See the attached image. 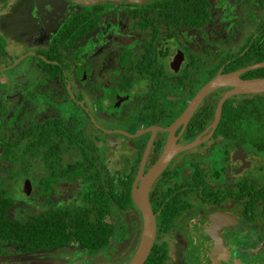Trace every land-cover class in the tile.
Segmentation results:
<instances>
[{
  "label": "flooded vegetation",
  "instance_id": "1",
  "mask_svg": "<svg viewBox=\"0 0 264 264\" xmlns=\"http://www.w3.org/2000/svg\"><path fill=\"white\" fill-rule=\"evenodd\" d=\"M6 1L13 9L19 1L35 2L46 11L48 28L32 54H8L0 43V175L37 165L38 177H52L49 198L56 203L54 182L58 188L77 180L81 187L79 175H64L74 166L87 174L102 168L109 178L134 172L131 190L138 171L145 175L162 160L146 193L162 263H262L264 195L257 185L264 159L242 128L221 120L228 97L213 124L217 101L230 87L208 92L180 120L197 90L227 64L212 56L209 36H196L203 37L200 43L184 38L207 26L210 35L225 31L222 50L231 47L233 23L222 19L220 28L212 26L213 11H222L219 1L208 0L210 21L193 29L159 9V2L172 0ZM245 1L264 12V0L223 4L233 15ZM90 56L96 64L87 62ZM110 120L114 125L104 126ZM110 162L118 166L109 169ZM68 252L51 264H79Z\"/></svg>",
  "mask_w": 264,
  "mask_h": 264
},
{
  "label": "trees",
  "instance_id": "2",
  "mask_svg": "<svg viewBox=\"0 0 264 264\" xmlns=\"http://www.w3.org/2000/svg\"><path fill=\"white\" fill-rule=\"evenodd\" d=\"M172 1L159 2V9L164 14L169 13L182 28H199L210 21L208 0ZM70 28L74 32L73 26ZM212 48V56L219 58L218 63L227 61L224 73L264 62V17L239 48ZM218 66L213 68L212 74ZM239 77L263 78L264 67L245 71ZM222 112L221 120L234 122L235 129L242 128L250 147L264 159V92L247 95L241 101L240 98L237 101L234 95L228 97L223 103ZM84 168L87 170V167ZM71 169L74 171L65 170L67 180H75L77 175L82 180L81 187L75 191L79 203L73 206L56 205L48 197L40 210L30 211L22 217L14 216L16 209L13 211L12 208L16 202L0 188V257L44 255L46 257L41 261L53 263L56 259L61 260L62 255H69L70 251L79 257L76 262L81 264L91 254L114 243L125 245L127 242L123 251H128L130 246L135 247L141 226L130 196L134 172L109 178L98 167H94L91 174L78 172L81 167ZM58 175L61 176L62 172ZM257 186L263 196L264 172ZM19 212L22 213V210ZM163 258L159 245L153 242L143 264H163Z\"/></svg>",
  "mask_w": 264,
  "mask_h": 264
},
{
  "label": "rangeland",
  "instance_id": "3",
  "mask_svg": "<svg viewBox=\"0 0 264 264\" xmlns=\"http://www.w3.org/2000/svg\"><path fill=\"white\" fill-rule=\"evenodd\" d=\"M5 1V6L0 12V43L4 45L6 50L5 52H7L8 54L14 55L19 54L23 51H26L25 54L27 55L30 53L32 54L35 48L39 46L40 40L45 36V30L46 28H48L47 26H45L47 18L45 15L46 11L40 12L42 8L39 5L36 6L35 2L32 1H19L15 4L16 7L14 9L12 7V2ZM218 1L219 2L217 3V6H219L222 11H213L212 22L214 24L212 26L213 28L215 26L216 28H220L219 25L222 19H226L228 21V26L232 25L233 23V25L229 29L230 33L232 34L229 36L227 42L232 48H239L241 44L248 38L250 33L254 32L255 29H257L256 26L263 18L264 12L259 8L256 9L255 7H253V3L250 4L248 1L243 2V4L236 5L233 2V4L235 5V10L232 12L233 15H231L229 14V9H227L226 7L224 8L223 0ZM32 6L34 7L35 12L34 10L31 11ZM231 8L233 9L232 4ZM46 9L47 8H45L44 10ZM47 14L50 15L49 13ZM43 17L45 18V21ZM223 24L224 22L221 23V25ZM206 28L207 26L205 28H202L200 31H204L200 33L198 32L199 34H197V32H194L191 35L186 34L184 38L191 39L193 38V36H195L194 39L197 42L199 41L200 43L203 37L201 39H199L198 37H200L201 35H203L204 37L209 36L210 39L207 40L215 44V46L218 45L217 48L222 50V48L226 45L224 41H221V38L224 35L225 31L224 33H212L210 35L206 33ZM186 56H188V51L186 52ZM28 57L30 58V56ZM30 59L34 60L33 58ZM87 62L92 65L96 64L94 56H90L87 59ZM234 96L235 98L237 97L236 95ZM113 125L114 123L111 120L106 121L104 124V126L108 127H112ZM85 129L87 132L92 133L89 126H86ZM107 164L109 166V169H112L113 167L116 168L118 166V164L112 162ZM34 167L32 168V171L30 170L29 172H27L28 170L20 169L18 165L17 168L11 170L10 172H6L0 175V188L6 195H8L16 202V204L12 208L13 211L16 209V213L14 214V216L22 217V215H26L30 211L33 212L34 210H40L42 206L41 204L51 196L50 187L52 186V184H50L49 187V181L52 180V177H38L42 175L37 174V165H34ZM26 180L29 184L34 185L33 187L31 186L27 195L23 192V185ZM57 185L58 184H56V182L53 183V188L55 190L53 197L55 198L56 205L73 206L74 204L79 203V201H77V195L75 193V191L79 189L77 180L75 183L68 184V186L60 185L57 188ZM54 190L52 189V191ZM19 210H22V213H20ZM126 247L127 242L125 243V245L114 243L113 245L108 246L102 251H97L91 254L89 257H87V259H85L86 261L84 264H118V262L125 263L133 254H131V251L133 249L132 246L128 247V251H123V249H126ZM51 263L52 262L49 260L48 262L45 260L41 261V258L37 257L36 255H8L0 257V264Z\"/></svg>",
  "mask_w": 264,
  "mask_h": 264
},
{
  "label": "water",
  "instance_id": "4",
  "mask_svg": "<svg viewBox=\"0 0 264 264\" xmlns=\"http://www.w3.org/2000/svg\"><path fill=\"white\" fill-rule=\"evenodd\" d=\"M97 2H102L105 0H94ZM264 67V62L252 64L244 68L229 72V73H219L217 72L211 79L204 83L191 98L186 108L183 110L180 120H186L190 112L195 108L201 98L208 92L217 89L219 87H230L225 91L217 101L215 116L213 124L217 122L220 112V107L222 102L229 96L236 94H248V93H261L264 92V77L263 78H252V79H240L238 76L248 70ZM163 162L162 160L158 162L155 168L148 171L147 174L141 175L138 171L137 176L131 186L130 196L131 200L140 213L141 227L139 238L136 247L133 251L130 259L123 264H143L148 252L151 248L153 238H154V216L153 212L149 206L147 199V190L151 180L157 174L158 170L161 168ZM23 192L27 195L29 193V183L26 180L23 185ZM260 264H264V261Z\"/></svg>",
  "mask_w": 264,
  "mask_h": 264
}]
</instances>
